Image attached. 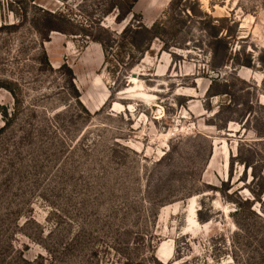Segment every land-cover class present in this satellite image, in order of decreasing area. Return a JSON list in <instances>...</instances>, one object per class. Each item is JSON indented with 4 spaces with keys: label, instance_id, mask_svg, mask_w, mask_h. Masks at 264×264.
Returning a JSON list of instances; mask_svg holds the SVG:
<instances>
[{
    "label": "rangeland",
    "instance_id": "1",
    "mask_svg": "<svg viewBox=\"0 0 264 264\" xmlns=\"http://www.w3.org/2000/svg\"><path fill=\"white\" fill-rule=\"evenodd\" d=\"M131 1L0 0V264H264V0Z\"/></svg>",
    "mask_w": 264,
    "mask_h": 264
},
{
    "label": "trees",
    "instance_id": "2",
    "mask_svg": "<svg viewBox=\"0 0 264 264\" xmlns=\"http://www.w3.org/2000/svg\"><path fill=\"white\" fill-rule=\"evenodd\" d=\"M118 4V3H117ZM115 7H118V5H115ZM134 7H135V0L134 1H131L129 2L128 4V8L127 10L125 11V13L123 15H121V13L118 14L119 17L121 18H125L127 16V14H129L130 12H132L134 10ZM160 28H161V23L160 21H155L152 25H147V24H144V23H141L139 25V30H144V31H150L151 32V38L148 37V40L146 42H137L135 41V47H136V50L137 51H144L146 49H149L150 46H151V43H152V40L154 39V37L156 36H160ZM127 30H128V27H125L120 35H119V38L117 39V44H116V49H119V48H122L125 44H126V33H127ZM154 31V32H153ZM216 36L218 35L217 33L215 34ZM218 41H221L223 38L222 37H218L216 38ZM100 42L102 43L103 45V49L105 51V57L107 60H110L111 59V53L112 51H110L111 49L108 48V44L107 43H104L101 39H99ZM114 47V46H113ZM259 58L261 59V61L264 62V52H261L259 54ZM244 64H251V60L250 61H246ZM254 196L253 199L257 198L259 199L261 197V192L258 193V192H254ZM252 199L250 198H245V201H247L248 203L252 202L251 201ZM239 209V207H237L236 211Z\"/></svg>",
    "mask_w": 264,
    "mask_h": 264
},
{
    "label": "bare ground",
    "instance_id": "3",
    "mask_svg": "<svg viewBox=\"0 0 264 264\" xmlns=\"http://www.w3.org/2000/svg\"><path fill=\"white\" fill-rule=\"evenodd\" d=\"M132 79H133V81H136V78L135 77H133Z\"/></svg>",
    "mask_w": 264,
    "mask_h": 264
}]
</instances>
